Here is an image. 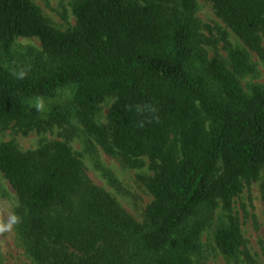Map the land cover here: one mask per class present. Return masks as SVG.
<instances>
[{"label": "trees", "instance_id": "obj_1", "mask_svg": "<svg viewBox=\"0 0 264 264\" xmlns=\"http://www.w3.org/2000/svg\"><path fill=\"white\" fill-rule=\"evenodd\" d=\"M219 18L264 63L259 33L264 0H208ZM166 12L156 0H74L75 24L54 28L33 0H0V125L41 131L27 101L71 88L85 131L105 153L141 177L152 197L137 222L86 175L62 141L22 152L0 144V173L22 205L18 235L39 264H190L200 253L204 212L218 207L228 223L214 232L225 258L243 245L230 215L233 199L264 169V86L245 93L246 55L230 51L231 69L206 59L196 41L194 0ZM36 38L40 56L18 67L16 38ZM113 97L108 127L92 121ZM50 120L64 117L52 109ZM264 198V193H263Z\"/></svg>", "mask_w": 264, "mask_h": 264}, {"label": "rangeland", "instance_id": "obj_2", "mask_svg": "<svg viewBox=\"0 0 264 264\" xmlns=\"http://www.w3.org/2000/svg\"><path fill=\"white\" fill-rule=\"evenodd\" d=\"M74 0H33L51 25L61 31L74 26L71 4ZM166 12L181 11V0H156ZM193 23L196 41L206 59L220 58L227 69H231L230 51H241L246 55L251 71L237 78L245 93L252 86H264L263 61L236 37V35L214 14L208 0H194ZM264 47V30L259 33ZM13 59L18 67H24L40 56L41 47L36 38H16L12 45ZM72 89H62L49 99L28 100L30 107L39 111L43 124L41 131L33 130L23 135L14 124L0 125V144L14 141L22 152L33 151L51 141H62L80 156L86 175L92 183L107 193L137 222L145 220V209L152 197L141 177H151L153 172L144 158L142 168H130L116 156L105 153L98 140L81 126L76 108L71 104ZM107 98L94 110L91 118L97 126L107 128V114L113 102ZM59 110L64 121L58 125L51 122L52 109ZM264 169L258 178L245 185L233 199L230 215L239 223L243 245L233 258L223 257L215 247L214 232L228 223V214L218 207L213 212H204L206 227L200 235V253L193 255L190 264H264ZM22 205L16 193L0 173V264H39L27 252L19 238L17 219Z\"/></svg>", "mask_w": 264, "mask_h": 264}]
</instances>
